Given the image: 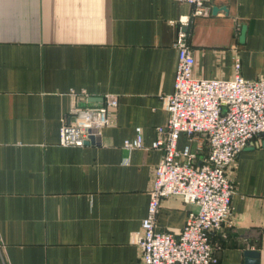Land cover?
I'll return each instance as SVG.
<instances>
[{
  "label": "crops",
  "instance_id": "obj_1",
  "mask_svg": "<svg viewBox=\"0 0 264 264\" xmlns=\"http://www.w3.org/2000/svg\"><path fill=\"white\" fill-rule=\"evenodd\" d=\"M208 3L211 13L188 28L195 76L230 79L237 56L244 79L264 77V0ZM189 12L173 0H0V264H140L132 236L161 151L127 152L122 142L140 130L148 147L165 124L178 20ZM71 90L91 103L118 98L98 144L59 145ZM228 174L235 192L210 237L215 264H245L246 251L264 264L263 137ZM193 210L164 199L156 229L178 234Z\"/></svg>",
  "mask_w": 264,
  "mask_h": 264
},
{
  "label": "built area",
  "instance_id": "obj_2",
  "mask_svg": "<svg viewBox=\"0 0 264 264\" xmlns=\"http://www.w3.org/2000/svg\"><path fill=\"white\" fill-rule=\"evenodd\" d=\"M173 1L188 4L190 12L178 20L173 91L164 105L166 122L156 128L148 147L140 130L122 142L127 152L161 151L152 171L147 212L132 240L140 249V264H215L210 237L229 218L235 192L228 170L252 140L264 138V77L244 79L237 56L230 79L196 77L188 28L193 18L208 16L211 7L208 0ZM70 98V108L60 120V146L82 147L115 124V95L91 103L84 90H71ZM182 135L188 145L180 149ZM169 197L196 207L178 234L156 229L161 203Z\"/></svg>",
  "mask_w": 264,
  "mask_h": 264
},
{
  "label": "water",
  "instance_id": "obj_3",
  "mask_svg": "<svg viewBox=\"0 0 264 264\" xmlns=\"http://www.w3.org/2000/svg\"><path fill=\"white\" fill-rule=\"evenodd\" d=\"M219 10L226 11L225 8H217V7H214V8H212V14H215ZM244 33H245V27L242 26V28H241V36H240V41L241 42H243ZM89 143H92V144L97 143L96 137L91 136ZM245 255H246L245 264H259V253L257 251H246L245 252Z\"/></svg>",
  "mask_w": 264,
  "mask_h": 264
},
{
  "label": "rangeland",
  "instance_id": "obj_4",
  "mask_svg": "<svg viewBox=\"0 0 264 264\" xmlns=\"http://www.w3.org/2000/svg\"><path fill=\"white\" fill-rule=\"evenodd\" d=\"M80 91H83V90H79V91H76V92H80ZM102 102V101H101ZM69 108H70V106H69ZM69 108H68V110H69ZM60 128V127H59ZM106 128V127H105ZM87 144H89V142L87 143ZM233 196V195H232ZM175 198H178V197H175ZM231 202H232V199H231ZM231 212V211H230ZM141 225V224H140ZM222 227V226H221ZM216 262H217V260H216Z\"/></svg>",
  "mask_w": 264,
  "mask_h": 264
}]
</instances>
